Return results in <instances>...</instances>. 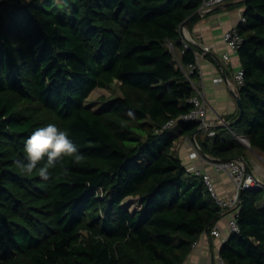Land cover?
Wrapping results in <instances>:
<instances>
[{
	"label": "trees",
	"instance_id": "trees-1",
	"mask_svg": "<svg viewBox=\"0 0 264 264\" xmlns=\"http://www.w3.org/2000/svg\"><path fill=\"white\" fill-rule=\"evenodd\" d=\"M41 1L0 0V264H184L223 213L174 152L200 127L181 119L200 79L187 74L197 49L181 26L203 0H58L57 12ZM244 5V112L232 131L264 155V0ZM116 82L121 95L105 109L87 106ZM48 123L69 132L84 160L65 158L67 173L57 166L44 181L14 162H27L25 141ZM202 139V153L247 163L229 129ZM129 199L140 207L130 211ZM240 200L220 257L264 264V188Z\"/></svg>",
	"mask_w": 264,
	"mask_h": 264
},
{
	"label": "crops",
	"instance_id": "crops-1",
	"mask_svg": "<svg viewBox=\"0 0 264 264\" xmlns=\"http://www.w3.org/2000/svg\"><path fill=\"white\" fill-rule=\"evenodd\" d=\"M244 2L245 0H225L182 30L185 39L197 49L200 79L196 85L205 89L210 120L220 115L225 122L231 123L239 112L237 93L240 87L236 84L235 73L240 67V58L237 54L230 53L224 41V35L240 23L245 12ZM204 47H209L210 51L206 53ZM226 53L231 54L230 61L223 59ZM217 79H223V81L216 82ZM206 135L204 132L199 133L196 139L203 140L202 138ZM192 139V136L180 137L174 146L175 154L181 158L185 166L209 173L213 177L217 194L221 198L233 196L236 193V187L228 177L229 175L217 171L211 162L207 163L202 158H190V154L195 150ZM253 152L255 151L246 152V164L251 168V173L264 185V164L255 162L251 155ZM230 219L229 210H225L213 225V228L218 229L222 237L227 239L232 234L229 227ZM208 232L210 230L198 239V244L193 246L184 264H219L220 249L224 242L220 239L208 238Z\"/></svg>",
	"mask_w": 264,
	"mask_h": 264
},
{
	"label": "built area",
	"instance_id": "built-area-1",
	"mask_svg": "<svg viewBox=\"0 0 264 264\" xmlns=\"http://www.w3.org/2000/svg\"><path fill=\"white\" fill-rule=\"evenodd\" d=\"M225 0H203L202 6L200 7L199 11L202 15L205 13H208L212 11L216 6L222 4ZM246 18L243 16L240 19V23H245ZM239 23V24H240ZM238 25L234 26L230 30H228L224 35V41L230 51V53L238 54L239 49L241 48V45L243 43L242 35H240L238 30ZM184 45L186 48L191 46V43L184 39ZM204 51L207 53L210 51L209 47H204ZM226 53L223 55V59L225 61L231 60V54ZM196 64L189 65L187 74H191L195 69H199V61L198 56L196 53ZM244 71L243 68H239L235 73V81L236 84L241 87L244 84ZM223 79H217L216 82H221ZM196 89V95L191 99V103L194 105L191 112L187 115H184L181 119L186 121H199L200 127L199 129H202L204 133L207 134L209 137H214L217 132V126L221 125H228V122H225L224 119L218 115L214 120H210L208 116V109H207V103L205 100V89L204 87L197 86L195 84ZM235 93H237L235 91ZM239 95V93H237ZM176 124V121L170 123L169 127H172ZM235 136V138L240 142L248 141L244 136L236 135L232 128H228ZM249 143V142H248ZM194 151L190 154V158H202L207 163H212L215 167V169L219 172H224L228 177L233 181L235 187H236V193L231 196L230 198H221L216 191L213 177L209 173H204L200 170L194 169L193 167L186 166L187 172L190 174H194L197 177H200L204 180L206 183L208 189L210 192H212V196L214 197L216 204L220 206V208L223 210H229V213L231 214V219L229 222V227L231 228V232H237L238 231V214H239V207L241 206V200H240V194L242 190L246 189H253V190H261L264 188V185L262 182L256 178V176L251 173L248 165L244 161V158H236L232 159L230 161H226L224 159L220 158H213L209 157L208 155L201 152L198 143L196 142V145L194 146ZM208 238H215L220 239L222 242L228 241L227 238L222 237V233L216 229L213 228L210 230ZM210 238V239H211ZM198 244L195 243L194 246ZM219 264H227L224 262V260L219 257Z\"/></svg>",
	"mask_w": 264,
	"mask_h": 264
},
{
	"label": "clouds",
	"instance_id": "clouds-1",
	"mask_svg": "<svg viewBox=\"0 0 264 264\" xmlns=\"http://www.w3.org/2000/svg\"><path fill=\"white\" fill-rule=\"evenodd\" d=\"M128 115L132 116V113L129 112ZM24 152L27 162L17 159L14 162L16 167L23 174L31 176L35 173L44 181L52 178L50 169H55L57 166L65 174L67 173L64 167L65 158H71L76 165L84 160L77 145L69 138V132L59 129L54 123H48L33 131L25 141ZM42 161L45 162L38 167Z\"/></svg>",
	"mask_w": 264,
	"mask_h": 264
},
{
	"label": "rangeland",
	"instance_id": "rangeland-1",
	"mask_svg": "<svg viewBox=\"0 0 264 264\" xmlns=\"http://www.w3.org/2000/svg\"><path fill=\"white\" fill-rule=\"evenodd\" d=\"M66 2H68V0H65ZM42 8H47L50 9L51 11H55L58 10L59 5H58V0H43L40 2L39 4ZM69 5V4H68ZM121 95L120 89H119V83L116 82L115 84H113L110 88L107 89H103V88H98L95 89V91L92 93V95L90 96V98L87 101V106H89L90 108H92L95 111H99L102 109H105L110 102H112L113 99L119 97ZM204 132V131H203ZM196 141V140H195ZM194 141V139H192L193 142V146L196 145V142ZM241 145H243L247 151V153L249 151H251V147L249 146L248 141L245 142H240L238 141ZM252 158L255 160V162L258 163H263L264 164V155L260 154L259 152H253L252 154ZM125 207L129 208L130 211H133L137 208L140 207V204L138 203L137 200H126L124 202Z\"/></svg>",
	"mask_w": 264,
	"mask_h": 264
},
{
	"label": "water",
	"instance_id": "water-1",
	"mask_svg": "<svg viewBox=\"0 0 264 264\" xmlns=\"http://www.w3.org/2000/svg\"><path fill=\"white\" fill-rule=\"evenodd\" d=\"M201 13H200V11L198 10L196 13H194L191 17H189L183 24H182V26H181V29L183 30L184 28H186V26L189 24V23H191V22H193L194 20H196V19H198L199 17H201ZM237 104H238V108H239V116H238V118L236 119V121L234 120V121H232L231 123H228V125H221V126H217V129L218 128H233L234 126H236L239 122H240V120L242 119V116H243V112H244V109H243V105H242V100H241V98H240V96L239 95H237ZM203 132V130L202 129H198L197 130V132H195L193 135H192V137H193V139H195V140H197L196 139V135L197 134H199V133H202ZM249 146H250V144H249ZM234 159H236V158H234ZM224 160H226V161H230V160H232V159H224Z\"/></svg>",
	"mask_w": 264,
	"mask_h": 264
}]
</instances>
